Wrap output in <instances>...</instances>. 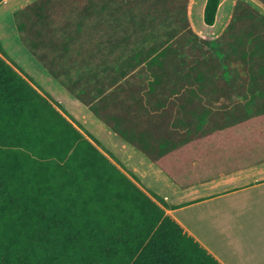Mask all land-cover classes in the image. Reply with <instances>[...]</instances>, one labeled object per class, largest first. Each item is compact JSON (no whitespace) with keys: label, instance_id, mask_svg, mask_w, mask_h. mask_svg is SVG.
<instances>
[{"label":"trees","instance_id":"trees-1","mask_svg":"<svg viewBox=\"0 0 264 264\" xmlns=\"http://www.w3.org/2000/svg\"><path fill=\"white\" fill-rule=\"evenodd\" d=\"M196 1L34 0L13 15L54 79L182 188L264 161V14L237 0L209 39ZM161 200L0 40V264H222Z\"/></svg>","mask_w":264,"mask_h":264},{"label":"crops","instance_id":"crops-1","mask_svg":"<svg viewBox=\"0 0 264 264\" xmlns=\"http://www.w3.org/2000/svg\"><path fill=\"white\" fill-rule=\"evenodd\" d=\"M30 2L32 0H23V2L5 0L2 2L0 40L4 42L9 56L19 57L22 52L18 53V49L25 51L24 54L29 59L22 64L32 73H36V79H42V81L38 79L43 83L40 85L44 88L52 85L57 92L61 91L76 100L83 111L100 124L101 133L111 134L113 138L110 140L109 146L115 153L122 156L121 160L140 181L142 187L160 197L162 202H158L166 209L167 214L175 219L220 263L264 264V161L207 181L180 187L148 156L121 138L72 96L24 45L37 63L22 46H19L20 43L18 44L14 31V29L17 30V27L12 25L14 19H11L10 12L12 13ZM205 3L206 0H203L202 13ZM12 6L17 8H12ZM224 23H221L219 30ZM45 72L50 77L45 75ZM54 96L58 98L57 95Z\"/></svg>","mask_w":264,"mask_h":264},{"label":"rangeland","instance_id":"rangeland-1","mask_svg":"<svg viewBox=\"0 0 264 264\" xmlns=\"http://www.w3.org/2000/svg\"><path fill=\"white\" fill-rule=\"evenodd\" d=\"M33 1V0H32ZM247 1L249 4L253 5L254 7H256L257 9H259L263 14H264V3L261 0H244ZM20 2H23V0H20ZM202 2L203 0H197L196 3L194 4L193 7V11H192V17L193 20L196 24V26L193 25V28L195 29V31L201 35L202 37H206L209 39H213L216 37V35H218V33L220 32L219 28L222 22H225L223 26H225V24L228 22L233 8L237 2V0H221V4H220V8H219V12L216 18V22H215V26H208L204 23L203 20V13H202ZM16 5V4H14ZM25 5V4H24ZM3 6V3L0 4V8ZM17 6V5H16ZM16 6H12V8H17ZM14 11L11 13L10 12V17L11 19H14ZM192 22V20H191ZM217 24V25H216ZM12 25L15 26V20L14 22L12 21ZM17 27V26H16ZM223 28V27H222ZM221 28V29H222ZM16 36H17V42L19 44V46L23 47L28 53L29 51L23 46V44L21 43L17 30H15ZM181 42H182V46L183 49L188 51V55L189 58L191 59V61H196L198 59H205V54H203V50L206 51V46L202 48V50H194L190 47V45L188 44V40H187V36L186 35H181ZM3 48L6 51L8 57L14 61L25 73H27L29 76L32 77V79L34 80V82L38 85V87L48 93L51 97H53L56 101H58L61 105V107H63L67 114L69 115V117H71V119H73L74 121L77 122V124L83 128L84 131L88 132L90 135H92L97 141L98 143L101 145V147H103V149L108 152L111 156H113L119 163V165L123 166L128 172H130V170L125 166L124 162L121 160L122 156H120V154L115 153L112 148L109 146L110 140L113 138L111 136V134L108 135V133H101L100 131V124L97 123V121H95L87 112L83 111V109L81 108V105L78 104V102H76V100L70 98L69 96L65 95L64 93H62L61 91L57 92L56 89H54V86L52 87V85H48L46 86V88H44V86L40 85L43 84L42 79H36L37 77H35L36 73H32L31 71H29V68L27 69L26 67H24V63L25 60L29 59V57L24 54L25 51H23L22 49H18L17 52L20 53L19 57H14L18 60H15L12 56H9V53L7 52V48L5 47L4 42H2ZM29 55L33 58V60L37 63V61L35 60V58L29 53ZM21 57V58H20ZM23 63V64H22ZM39 65V64H38ZM42 67V66H40ZM48 77H50V75L45 72ZM35 78V79H34ZM41 78V77H40ZM54 95H57L58 98ZM86 110L87 108L85 106H83ZM89 111V110H88ZM92 116H94L92 114ZM94 118H96L94 116ZM97 119V118H96ZM131 174H133L132 172H130ZM134 175V174H133ZM140 182V181H139Z\"/></svg>","mask_w":264,"mask_h":264}]
</instances>
